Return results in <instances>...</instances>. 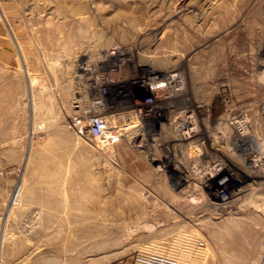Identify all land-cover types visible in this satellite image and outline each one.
I'll use <instances>...</instances> for the list:
<instances>
[{"label":"rangeland","instance_id":"1","mask_svg":"<svg viewBox=\"0 0 264 264\" xmlns=\"http://www.w3.org/2000/svg\"><path fill=\"white\" fill-rule=\"evenodd\" d=\"M174 68L199 155L176 119L109 148L75 126L99 70ZM217 160L222 197L193 171ZM0 264H264V0H0Z\"/></svg>","mask_w":264,"mask_h":264},{"label":"built area","instance_id":"2","mask_svg":"<svg viewBox=\"0 0 264 264\" xmlns=\"http://www.w3.org/2000/svg\"><path fill=\"white\" fill-rule=\"evenodd\" d=\"M113 85L118 86L117 96L132 98L133 108L115 109L109 101ZM130 86L124 87L120 81L112 80L108 72L99 70L97 80L78 93L72 102L74 124L79 132L92 138L98 148H109L129 138L134 128L141 126L146 118L163 123L176 119L175 128L181 141L194 148L198 155L206 148V140L199 137L202 128L197 111L184 97L187 84L183 70L174 68L163 73L149 70L135 78ZM224 170L225 164L221 160L193 165L196 174L207 181H215V193L221 197L232 175L216 179Z\"/></svg>","mask_w":264,"mask_h":264}]
</instances>
